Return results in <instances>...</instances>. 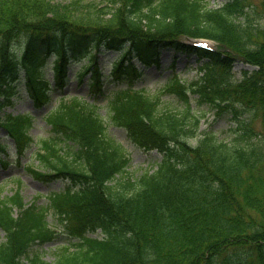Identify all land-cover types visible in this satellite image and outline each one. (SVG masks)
I'll return each mask as SVG.
<instances>
[{"label": "trees", "instance_id": "16d2710c", "mask_svg": "<svg viewBox=\"0 0 264 264\" xmlns=\"http://www.w3.org/2000/svg\"><path fill=\"white\" fill-rule=\"evenodd\" d=\"M99 1L0 0V128L20 163L34 141L32 117L5 112L18 87L24 83L34 107L47 105L84 59L78 83L88 76L89 92L98 94L104 84L125 86L109 95L108 117L161 159L152 172L124 177L129 155L107 135L98 106L57 97L45 117L54 140L33 151L42 170H26L65 185L45 204L37 197L26 204L19 187L0 192V264H264V28L255 26L248 0L216 8L210 0ZM189 38L217 48L192 47ZM102 49L120 52L109 74L98 66ZM160 50L206 59L202 76L185 83L173 73L154 95L132 89L143 74L138 64H157ZM52 55L53 83L45 77ZM235 62L253 70L236 81ZM162 95L181 108L162 107ZM190 96L231 115L237 129L229 140L207 132L189 143L199 124ZM9 146L0 140L3 167L14 163ZM48 243H55L49 251Z\"/></svg>", "mask_w": 264, "mask_h": 264}, {"label": "rangeland", "instance_id": "374dc122", "mask_svg": "<svg viewBox=\"0 0 264 264\" xmlns=\"http://www.w3.org/2000/svg\"><path fill=\"white\" fill-rule=\"evenodd\" d=\"M54 3L67 4L72 1H79L80 4L95 3L103 5L99 0H52ZM224 0H210L208 7L215 8L224 3ZM250 6V14L255 18L257 27L264 28V0H248ZM209 46H214L213 42L207 41ZM119 56V52L101 50L98 55V64L102 69V73L108 74L111 69L112 62ZM173 60V64H171ZM53 61V56L47 60L45 77L49 80L53 78L51 72L50 63ZM135 61V60H134ZM206 61L197 59L194 55L185 56L180 53H173L171 50H160L158 53L157 64H152L148 67H142L138 64L139 68L143 71L141 77L134 82L133 89L143 90L148 95H154L160 91L163 85L167 82L168 78L173 74H177L180 79L185 83L193 82L197 77L201 76L199 67H201ZM87 63L86 60H80L73 64L69 68L68 79L62 92H57L53 96L51 103L44 105L41 108H35L32 100L29 98L24 83L19 86L18 92L14 95L13 104L5 109V112H10L14 115L30 113L34 116L32 126L29 129V135L32 137L34 143L33 148L29 149L21 158L20 164H12L6 168L0 166V192L1 195H9L17 187H19L20 193L27 204L36 197L38 204H45L46 195L63 189L65 183L59 180L51 182H44L34 179L29 172L25 170L26 166H31L42 170V164H38L37 158L32 155L33 150L40 146V143L44 140H54V134L50 127L46 124L44 117L46 114L54 110L58 106L57 97L60 96H81L86 102H94L98 106V112L103 117L106 125V133L112 138L117 144L121 145L122 148L129 155V164L126 167V173L124 177L137 178L144 172H152L156 169L157 163L161 159V154L156 150H145L135 143H133L126 130L123 127L115 125L108 117L107 100L111 92L123 87L117 84H104L103 90L100 94L89 92L88 87V76L82 83H78L75 74ZM251 72L253 67L244 64L242 62H235L232 67L233 77L236 80L241 78V71ZM191 97V103L193 111L199 118L198 128L193 134L194 137H189L188 141L191 144H195L197 139H200L204 133L211 132L216 138L220 140H229L235 130L237 129L236 122L231 118V115L227 113L216 114V110L207 105H199L195 99ZM162 107H170L180 109L181 104L173 97L168 95H162L161 97ZM247 113H242L239 119H246ZM256 129H262V120L257 119L254 122ZM192 135V136H193ZM0 140L2 142L10 143L8 137L5 136L4 132L0 128ZM11 144V143H10ZM60 144V143H59ZM63 147V146H62ZM9 160L15 161L14 150L11 147L8 148ZM51 225L55 226L56 229L62 230L64 225L61 224L53 216L48 218ZM4 234L0 231V241L3 239ZM55 243H48L43 246L47 251L54 246ZM57 244V243H56ZM48 253V252H47ZM47 261L52 260V256H45Z\"/></svg>", "mask_w": 264, "mask_h": 264}]
</instances>
